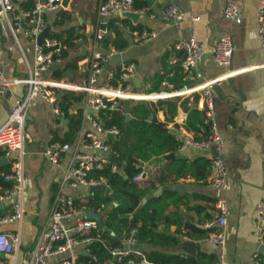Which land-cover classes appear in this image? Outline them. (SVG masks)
<instances>
[{"label": "crops", "instance_id": "1", "mask_svg": "<svg viewBox=\"0 0 264 264\" xmlns=\"http://www.w3.org/2000/svg\"><path fill=\"white\" fill-rule=\"evenodd\" d=\"M106 1L63 0L56 10L45 11L42 14L46 22L45 28L48 27L45 39L57 41L62 47L61 53L63 49L68 51L65 58L60 54V59L57 58L50 71L45 74L47 78L58 81L63 87L56 89L58 96L54 101L37 98L31 104L25 126L28 139L23 154L20 150L7 154L0 147L1 175L11 169L14 161L22 158L24 162V216L20 221L0 223V232L17 233L20 236L19 249L14 253L0 255L4 264H26L24 258L28 251L35 248L38 237L48 222L55 196L74 160L75 153L95 154L101 159L109 156L102 150L84 147L83 139L88 137L85 133L95 134L110 147L111 143L119 138L118 135L115 139H110L108 134L99 131L93 124V121H98L105 128L104 118L100 112L107 109L90 111L87 107V95L73 89L74 85L85 84L88 80L90 59L95 49L99 28L100 7ZM229 1L235 2L242 11V23L224 16L223 9ZM141 3L143 4L140 6ZM170 4H176L184 9L187 12L186 18L178 23L166 21L164 9ZM32 5L34 6V0L33 3L32 1L24 3L26 8H31ZM259 6L260 0H155L152 3L147 0H134L131 9L113 13L106 18L109 33L98 43V49L106 54L111 48H115L117 52L111 56L110 62L99 76V86L116 85L120 68L126 62L136 64L130 86L141 95L178 90L167 80L168 77L174 76L178 68L185 80L179 89L200 85L202 79L186 77L182 68L185 52L174 46L177 41L190 37L193 32L205 51L198 66L199 70L205 79L220 78L213 91L218 128L224 138L229 186L224 190L214 188L207 178L196 177L190 169L181 176L177 175L175 163L179 159L191 162L200 156L212 158L214 152L211 149L184 145V140H180L182 144L178 151L155 155L149 161L143 162L144 177L139 182L145 186L150 181L156 182L157 188L153 190V195H161L166 190L174 189L178 190L186 201L178 206L170 204L162 212L164 216L178 222L168 223L165 218L159 224V230L175 235L180 241L179 244L136 242L130 247L132 250L141 251L146 258V251L158 248L185 257L215 253L221 264H252L253 255L259 252L264 244L256 232V208L263 197L264 169V45L258 31ZM127 11H133L135 18L124 15ZM138 26H141L142 30L138 29ZM116 30L119 31L118 39L121 43L126 41L124 46L120 43V48L107 42L108 37H117ZM143 30L154 31L156 35L145 41H137L136 34ZM228 35L233 39L234 53L231 63L222 65L213 59L212 49L217 40ZM18 37L20 43L17 42L5 18L0 15V67L6 78L18 80L12 81L6 93L0 96V126L8 119L10 106L14 100L27 94L28 87L25 82L29 73L27 60L34 61L35 46L36 42L38 43V39L37 41L31 39L23 31L18 33ZM68 40H72L70 45L67 43ZM68 63L72 65L66 67ZM62 69H65L64 74L57 77L59 74L57 75L55 71ZM162 76L165 80L161 84V90L153 91L156 82ZM67 91L84 95L81 101L75 100L69 109V113L72 114L81 108L83 121L74 139L67 141L71 144V149L64 153L57 165L46 158L45 151L52 140L66 142L69 120L61 108V101ZM202 97L201 90H194L178 96L160 98L176 101L177 110L172 120L168 119L166 110L157 105L160 99L122 100V108L118 111L122 112L126 123L133 119V115L128 111L131 102L155 103L157 110L151 113V117L156 116L167 126L174 124L182 132L202 139L207 136L209 130ZM127 114L130 118H127ZM190 121L193 126L197 125L200 129L192 128ZM121 169L122 167L120 171ZM104 188L108 193H113L111 186L109 190L107 187ZM65 189L67 193L76 197L77 202H82L78 204L85 203L94 190L84 185L77 187L66 185ZM1 192L0 189V194ZM219 200H223L229 208L228 223L223 228L226 236L223 248L206 239L217 230V227H208L207 224L211 221L212 210ZM146 201L147 197H144L142 202ZM165 201L170 200L167 197ZM2 204L0 214L8 211L11 205L7 202ZM111 233L115 234L113 231ZM137 235L138 233L136 234L138 239ZM192 242L195 244V251L189 252L185 247ZM75 250L79 252L77 262L85 264L80 261L82 252L85 254L84 247L77 245ZM111 263L115 264L113 261Z\"/></svg>", "mask_w": 264, "mask_h": 264}, {"label": "built area", "instance_id": "2", "mask_svg": "<svg viewBox=\"0 0 264 264\" xmlns=\"http://www.w3.org/2000/svg\"><path fill=\"white\" fill-rule=\"evenodd\" d=\"M33 0H0V15L5 18L17 40L20 43L18 33L23 31L31 39L37 41L40 33L46 26L42 17L43 12L56 10L61 6L63 0H34V6L26 8L24 3ZM134 0H107L100 7L99 28L95 42V49L90 59L88 80L85 84H76L73 89L84 92L87 95V107L92 112L101 109L120 110L122 100H158L178 96L187 91L201 90L206 120L209 130L206 137L196 139L186 132H182L176 125H169V131L178 140H184V145H192L199 149H215L212 156V163L208 182L214 188L224 190L229 186V172L224 157V138L221 135L215 115V93L213 86L219 79H205L204 74L198 66L204 56V48L201 41L193 32L190 37L180 39L174 46L185 52L182 61V68L188 79L200 78L202 83L192 88H181L174 92H160L149 94H138L131 89L130 83L135 75L136 64L126 62L122 64L118 73V83L107 87L99 86L98 80L101 73L110 62L111 56L116 53L115 48L106 54L98 49V43L109 33V26L106 18L117 12L132 8ZM224 16L228 19L242 23V11L235 2L229 1L223 9ZM187 12L177 6L170 4L164 9V18L168 22L178 23L185 19ZM199 19V17H195ZM258 31L262 44L264 45V0H260L257 14ZM156 33L150 30H143L136 34L137 41H145L155 37ZM20 45V44H19ZM21 46V45H20ZM22 48V47H21ZM61 45L51 39H45L43 44L36 42L34 61L28 63V77L25 79L28 90L22 98H16L10 106L9 116L6 122L0 126V147L7 154L14 150L24 153L25 143L28 139L26 132V120L29 108L37 98L47 101H54L58 94L56 89L59 82L45 76L50 71L54 62L60 59ZM234 53V43L231 36L223 37L216 41L212 49L213 59L222 65H229ZM12 81L4 76L0 67V96L4 95ZM67 88V87H65ZM70 88V87H69ZM93 95V96H92ZM92 96V97H90ZM93 124L99 131L112 134L116 138L120 134V128L112 127L105 129L98 121ZM85 132H83L84 134ZM88 137L83 139L84 147L93 150H102L109 154L106 158H98L95 154L86 152H76L74 160L71 162L60 189L55 196L54 203L49 215V219L44 229L41 231L36 246L28 251L24 262L26 264H79L77 261L79 252L75 250L77 245H82L85 254L90 253L89 245L97 240H101V226L106 207L102 205L99 209L86 207L78 204L76 197L67 193L65 187H77L79 185L107 187L110 189L106 178H88L94 169L102 168L105 163L113 162V170H120L121 163L110 145L93 133H85ZM71 149V144L52 140L45 151L46 158L53 164H59L64 153ZM115 158L116 160H113ZM4 181L10 182V186L0 184V202L11 203L10 209L0 214V223L15 222L22 220L25 210L23 204L24 192V162L19 159L13 162L9 171L3 173ZM144 177V172L134 177L140 181ZM88 210H94L101 218H89L85 215ZM256 232L262 243H264V169H263V197L258 202ZM229 208L223 200H219L212 210V219L207 224L208 227H217V230L206 239L214 245L223 248L226 244V236L223 228L228 223ZM124 247L112 250L114 258L121 260L127 255H134L136 258H129L127 264H151L145 255L139 250H132L130 247L137 242L136 230L123 239ZM20 236L17 233L0 232V253H14L18 251ZM127 246V247H125ZM83 253V252H82ZM259 252L252 257V264H259ZM0 264H4L0 258ZM217 264H221L219 261Z\"/></svg>", "mask_w": 264, "mask_h": 264}, {"label": "trees", "instance_id": "3", "mask_svg": "<svg viewBox=\"0 0 264 264\" xmlns=\"http://www.w3.org/2000/svg\"><path fill=\"white\" fill-rule=\"evenodd\" d=\"M137 28L142 30L141 26ZM116 32L117 37H108L107 42L120 48L119 31L116 30ZM71 42L72 40L67 41L69 45ZM121 45H126V41H122ZM67 52L63 49L61 57L65 58ZM71 65L68 63L66 67ZM64 70L55 71L57 75L59 74L57 77L63 75ZM164 80L165 78L162 76L152 90L160 91ZM167 80L177 89L185 83L183 73L179 68L174 76L168 77ZM83 97V94L67 91L62 98L61 108L65 111L69 120L66 142L73 140L76 133L81 129L83 110L79 108L76 113L70 114L69 109L73 106L75 100L81 101ZM157 105L166 110L169 120L174 118L177 110V103L174 99H160ZM156 110L155 103L131 102L128 111L133 115V119L126 123L124 115L118 110L107 109L100 112L104 118L105 128L121 127L119 138L111 143V148L120 160L122 169L121 171H114L113 162H108L102 168L94 169L88 175V178H106L107 183L113 189V193H108L104 187H98L91 192L85 203L83 202V205L95 209H99L102 205L106 207L100 231L101 240L94 241L89 245L90 253L81 254L80 261L85 264H112L111 261L115 264H127L129 258H136L134 255H127L118 260L112 255L113 249L124 247L123 239L130 236L133 229L136 230V234L138 233L137 242L140 243L179 244L180 242L175 235L167 231H160L159 224L165 218L168 223L178 222L164 216L162 212L170 204L178 206L185 203L184 197H181L179 191L174 189L166 190L161 195H153V190L157 188L156 182L150 181L145 186L134 180L135 176L143 172V162L149 161L155 155L176 152L182 144L170 133L165 122L158 120L156 116L151 117V113ZM190 125L196 130L200 129L197 125L193 126L191 121ZM211 163L212 159L205 156L197 157L191 162L179 159L175 163L177 165L175 171L178 176H181L190 169L196 177L206 179ZM0 184L10 186V182L4 181L1 173ZM144 197H147L146 202H142ZM167 197L170 200L169 202L165 201ZM114 202L118 204L115 205ZM77 203L82 202L78 201ZM112 231L115 234H112ZM145 253L151 264H217L219 262L218 255L215 253L195 254L185 257L179 253H172L158 248ZM259 262V264H264V255H259Z\"/></svg>", "mask_w": 264, "mask_h": 264}, {"label": "water", "instance_id": "4", "mask_svg": "<svg viewBox=\"0 0 264 264\" xmlns=\"http://www.w3.org/2000/svg\"><path fill=\"white\" fill-rule=\"evenodd\" d=\"M147 1H149L150 3H152V2L155 1V0H147ZM134 14H135V13H133V11H127V12H125L124 15H126V16H128V17L135 18V15H134ZM47 31H48V27L45 28V29L40 33V35H39V37H38V43H39V44H43V43H44V41H45V37H46V34H47ZM215 86H217V85L215 84L213 87L215 88ZM89 110L91 111V109H89ZM126 116H127V118H130V115H129V114H127ZM108 137H109L110 139H115L114 135H112V134H109ZM213 151H215V149H213ZM172 156H173V154H172ZM113 160H116V159L113 158ZM97 187H99V186H92L91 189L93 190V189H95V188H97ZM107 190H109V188H107ZM2 208H3V204H2V202H0V210H1ZM85 215H86L87 217H89V218H96V219H98V220H100V218H101V216H100L98 213H95L94 210H88V211H86V212H85ZM137 237H139V235H137ZM185 249H186L187 251H189V252H194V251H195V244H194L193 242H192V243H188V245H186ZM259 252L264 254V244H263V245L261 246V248L259 249ZM0 255L3 256L4 253H0Z\"/></svg>", "mask_w": 264, "mask_h": 264}, {"label": "rangeland", "instance_id": "5", "mask_svg": "<svg viewBox=\"0 0 264 264\" xmlns=\"http://www.w3.org/2000/svg\"><path fill=\"white\" fill-rule=\"evenodd\" d=\"M20 36V35H19ZM22 36H20V38H21Z\"/></svg>", "mask_w": 264, "mask_h": 264}]
</instances>
